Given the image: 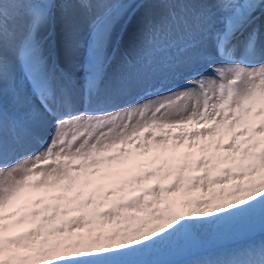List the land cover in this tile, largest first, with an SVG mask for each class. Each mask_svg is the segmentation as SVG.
Masks as SVG:
<instances>
[{
  "label": "snow or ice",
  "instance_id": "snow-or-ice-1",
  "mask_svg": "<svg viewBox=\"0 0 264 264\" xmlns=\"http://www.w3.org/2000/svg\"><path fill=\"white\" fill-rule=\"evenodd\" d=\"M82 49L110 107L71 110ZM257 231L264 0H0V264H264Z\"/></svg>",
  "mask_w": 264,
  "mask_h": 264
},
{
  "label": "bare ground",
  "instance_id": "bare-ground-1",
  "mask_svg": "<svg viewBox=\"0 0 264 264\" xmlns=\"http://www.w3.org/2000/svg\"><path fill=\"white\" fill-rule=\"evenodd\" d=\"M115 47H116L115 53L110 52L109 54L110 55H115L117 58L125 50L130 49L126 45H118V46H115ZM130 50L132 51V49H130ZM82 59H83V49L76 54V57H75L76 65L77 64H81L82 63ZM217 63H219V60H217ZM76 75H78V74H75V77H76ZM75 80H76L75 90H74V94H73V102H72V105H71V110L72 111H75V112H84L85 110L99 111L101 108L110 107V105H104V104L98 103L94 98L86 97L84 95L83 87H82L84 82L80 81L78 78L75 79ZM171 83L183 84L184 83V78H183V76L178 75L173 81H171ZM256 242L258 243V241H256Z\"/></svg>",
  "mask_w": 264,
  "mask_h": 264
},
{
  "label": "rangeland",
  "instance_id": "rangeland-1",
  "mask_svg": "<svg viewBox=\"0 0 264 264\" xmlns=\"http://www.w3.org/2000/svg\"><path fill=\"white\" fill-rule=\"evenodd\" d=\"M238 39L242 40L244 37L237 34ZM235 43V41H234ZM123 56H128L129 59H132V51L130 49L125 50L118 58L123 57ZM81 64H77L76 65V71L75 74L76 77L80 80L83 81V76H84V70L83 68L80 66ZM78 72V73H77ZM75 77V79H77ZM254 241H260L262 239H264V236H262L259 231H257L253 237ZM152 260L154 261H158L161 262V264H164V262H179L181 260H184L186 257L182 254V252L179 249H171L168 251H161L158 254H154L150 257Z\"/></svg>",
  "mask_w": 264,
  "mask_h": 264
}]
</instances>
